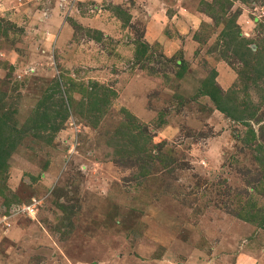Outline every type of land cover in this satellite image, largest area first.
<instances>
[{
  "label": "rangeland",
  "instance_id": "374dc122",
  "mask_svg": "<svg viewBox=\"0 0 264 264\" xmlns=\"http://www.w3.org/2000/svg\"><path fill=\"white\" fill-rule=\"evenodd\" d=\"M33 199L0 264H264V0H0V217Z\"/></svg>",
  "mask_w": 264,
  "mask_h": 264
},
{
  "label": "built area",
  "instance_id": "2783aa9c",
  "mask_svg": "<svg viewBox=\"0 0 264 264\" xmlns=\"http://www.w3.org/2000/svg\"><path fill=\"white\" fill-rule=\"evenodd\" d=\"M35 205H36V200H32V204L30 205H22V206H13L11 211L9 212L10 215L6 216H1L0 217V228L1 227H7L10 225V219L12 218L11 216H14L15 214H26L27 216H32L33 213L35 212Z\"/></svg>",
  "mask_w": 264,
  "mask_h": 264
},
{
  "label": "crops",
  "instance_id": "0c3cea01",
  "mask_svg": "<svg viewBox=\"0 0 264 264\" xmlns=\"http://www.w3.org/2000/svg\"><path fill=\"white\" fill-rule=\"evenodd\" d=\"M184 16L188 21H192L193 19H192V17L191 16H189L185 11H183V10H180V11H178V12H176V14H174L173 15V17L176 19V20H181V16ZM171 16H172V14H171Z\"/></svg>",
  "mask_w": 264,
  "mask_h": 264
},
{
  "label": "trees",
  "instance_id": "16d2710c",
  "mask_svg": "<svg viewBox=\"0 0 264 264\" xmlns=\"http://www.w3.org/2000/svg\"><path fill=\"white\" fill-rule=\"evenodd\" d=\"M210 94H212V93H210ZM214 98H215V96H213ZM215 100H216V98H215ZM219 109L222 111V112H225V110L222 108V107H219Z\"/></svg>",
  "mask_w": 264,
  "mask_h": 264
}]
</instances>
